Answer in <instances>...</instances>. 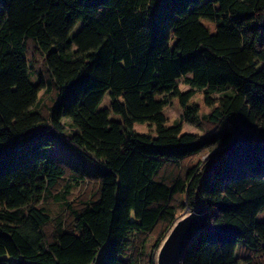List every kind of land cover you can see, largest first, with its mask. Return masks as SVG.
Returning <instances> with one entry per match:
<instances>
[{
	"label": "trees",
	"instance_id": "trees-1",
	"mask_svg": "<svg viewBox=\"0 0 264 264\" xmlns=\"http://www.w3.org/2000/svg\"><path fill=\"white\" fill-rule=\"evenodd\" d=\"M203 15L216 18L214 33ZM173 31L184 37L171 46ZM26 41L54 89L47 118ZM179 79L188 94L223 98L202 116L214 124L202 138L163 125L155 95ZM184 118L199 115L186 106ZM46 121L48 132L33 130ZM143 122L155 135L133 129ZM207 149L202 165L182 169ZM89 179L88 198L62 202L69 223L50 215L45 200ZM182 194L210 211V228L181 264H237L238 243L264 248V0H0V264H155L146 237L156 233L157 249Z\"/></svg>",
	"mask_w": 264,
	"mask_h": 264
},
{
	"label": "rangeland",
	"instance_id": "rangeland-1",
	"mask_svg": "<svg viewBox=\"0 0 264 264\" xmlns=\"http://www.w3.org/2000/svg\"><path fill=\"white\" fill-rule=\"evenodd\" d=\"M200 24L209 33H214L216 30V18L213 15H203L199 19ZM184 37L183 34L173 31L171 34V39L169 45L173 46L176 42ZM27 46V57L33 66V75L31 76L32 82L38 88V103L37 108L41 111L44 118H47L49 107L51 106L54 99V89L51 88L50 91H46V72L43 66V57L34 49L33 44L30 41H26ZM74 50H79V46L73 45ZM189 93V87L183 83L182 79L178 80L177 91L169 93L166 90H160L155 95L156 99L165 98V105L163 106V114L165 115V121L163 125L168 127L172 125H177L180 127V134H187L193 138H202L206 136L214 124L209 120L204 119L203 115H208L212 111L213 107L221 104L223 98L219 94L206 95L203 91H194ZM186 106H192L197 114L199 115V120L197 123L187 122L184 118V110ZM99 108L109 107V95L105 94L102 98ZM110 117L117 118V116L110 114ZM133 129L140 134L145 135H155L157 125L155 123L143 122L134 123ZM51 128V125L46 121L42 126L36 127L35 131H44ZM53 150L57 152L58 156H64L69 153V149L59 142L53 141ZM212 150H203L198 154L186 159L183 162L182 169L185 165L190 166L193 164L202 165L207 157L211 154ZM170 169V168H169ZM69 174V169H67ZM66 174L64 181L61 180L59 185L53 190V194H57L59 191L66 189L65 184H70L69 176ZM63 186V187H62ZM95 181L93 179L85 180L81 184L71 190V193L60 201L54 199H48L43 202V205L48 209L52 217L62 216L64 222H70L69 217H67L66 209L63 200H66L69 204L77 205L81 200L88 198L95 191ZM59 190V191H58ZM184 194H182L179 199L182 200V205L177 209V216H181L191 209L186 205ZM256 219L258 221H264V211L260 212ZM68 222V223H69ZM156 233L148 235L145 240V252L150 257L156 253ZM241 243L236 245V257L237 264H253L257 261H264V248H258L257 250L248 249L245 246H241ZM158 248V247H157Z\"/></svg>",
	"mask_w": 264,
	"mask_h": 264
},
{
	"label": "water",
	"instance_id": "water-1",
	"mask_svg": "<svg viewBox=\"0 0 264 264\" xmlns=\"http://www.w3.org/2000/svg\"><path fill=\"white\" fill-rule=\"evenodd\" d=\"M209 228L210 211L206 208L190 210L176 217L156 250L155 264H181L191 241L199 232Z\"/></svg>",
	"mask_w": 264,
	"mask_h": 264
}]
</instances>
